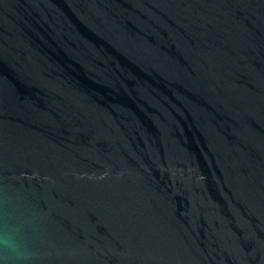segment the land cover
<instances>
[{
    "label": "water",
    "instance_id": "obj_1",
    "mask_svg": "<svg viewBox=\"0 0 264 264\" xmlns=\"http://www.w3.org/2000/svg\"><path fill=\"white\" fill-rule=\"evenodd\" d=\"M0 264H264V0H0Z\"/></svg>",
    "mask_w": 264,
    "mask_h": 264
},
{
    "label": "clouds",
    "instance_id": "obj_2",
    "mask_svg": "<svg viewBox=\"0 0 264 264\" xmlns=\"http://www.w3.org/2000/svg\"><path fill=\"white\" fill-rule=\"evenodd\" d=\"M0 242L7 248L9 254L17 259H23L26 256L24 249L20 248L11 235H6L0 238Z\"/></svg>",
    "mask_w": 264,
    "mask_h": 264
}]
</instances>
